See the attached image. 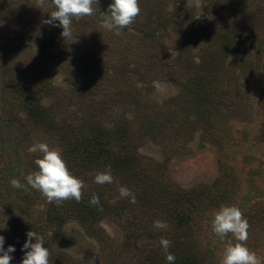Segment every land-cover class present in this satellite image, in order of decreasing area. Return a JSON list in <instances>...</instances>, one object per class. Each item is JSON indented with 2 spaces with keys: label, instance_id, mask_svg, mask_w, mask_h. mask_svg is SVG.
<instances>
[{
  "label": "rangeland",
  "instance_id": "374dc122",
  "mask_svg": "<svg viewBox=\"0 0 264 264\" xmlns=\"http://www.w3.org/2000/svg\"><path fill=\"white\" fill-rule=\"evenodd\" d=\"M110 3L112 0H95L93 14L79 20L73 18L72 36L64 40L61 27L42 23L55 10L52 0H44L43 6L39 0H0V182L9 185L12 197L19 203L25 188H13L10 181L15 178L26 186L24 178L29 169L31 173L38 170L33 159L42 156L29 148L37 142H46L63 156L59 127L63 114L67 113L65 96L71 97L82 86L83 92L100 89L103 93L111 92L118 97L113 106L112 99L106 102L102 99L103 94L96 99L108 104H104L107 110L104 119L108 122L126 119L132 126H140L141 131L147 118L157 113L171 118L166 137L143 136L139 160L144 168L128 176L152 182L159 173L150 174V169L163 164L159 175L171 188L206 191L211 202L204 206L205 213L197 220L196 239L187 241L203 254L200 264H220L227 240L232 239L230 234L222 239L212 228L214 213L222 205L241 209L250 226L246 246L264 264V8L259 7H264V0H139L140 14L119 34L111 26L107 12ZM243 14L251 19L262 17L254 22L255 30L251 21L242 19ZM230 18L239 25L237 45L247 46L250 53L240 60L234 49H228L230 45L224 43L221 47L212 34H207L210 21L226 25ZM146 25L151 28L150 34L141 39L138 30H146ZM179 50L181 60L188 57L189 61L182 64L191 67V73L210 76L209 65L213 60L217 64L213 80L219 84L209 83L208 87L215 91L209 89L204 93L215 100L209 104L210 108L205 106V111L197 112L188 89L175 82L181 76L186 77L178 72L181 67L178 62L172 65ZM205 50L218 56L207 53L202 58ZM98 66L102 70L100 76L90 71V67ZM31 75L35 82L30 83L28 91L39 92L36 101L40 100L41 106L50 112L51 122L56 125H52L54 134L50 132L52 129L49 133L31 132L27 112H16L19 103L10 113L7 100L19 102L24 90L19 81L12 80L22 77L25 81L24 77ZM86 100L89 99H82ZM73 101L79 100L75 97ZM145 108L150 109L148 114L143 112ZM204 112L209 123L203 120ZM161 120L167 125L168 118L163 116ZM132 162L137 170L138 162ZM107 169L99 164L88 167L85 172L88 184L118 198L119 188L124 186L119 182L120 176L113 175L114 181L104 185L94 182L95 174ZM34 195L37 199H33L30 212L21 215L23 221L16 219L12 224L13 219L6 220L10 217L6 215L2 230L9 237L21 225L24 234L32 219L30 226L44 223L50 203L40 192ZM24 204L21 201L19 205ZM139 220L145 225L144 219ZM171 221L160 215L149 219L153 227L167 230L173 226ZM44 225L40 232L44 246L54 253H64L72 261L67 264H134L133 257L141 254L132 252V257L123 250L121 243L128 241L134 251L138 247L132 237L128 238L120 219L105 218L95 228L96 236L90 235L76 219L61 227ZM137 242L144 247L147 238L140 237ZM23 256L22 252L15 253L11 264H21Z\"/></svg>",
  "mask_w": 264,
  "mask_h": 264
},
{
  "label": "trees",
  "instance_id": "16d2710c",
  "mask_svg": "<svg viewBox=\"0 0 264 264\" xmlns=\"http://www.w3.org/2000/svg\"><path fill=\"white\" fill-rule=\"evenodd\" d=\"M259 7L262 9L264 8L262 5ZM257 11L259 10L257 9ZM260 18L262 17L253 16L251 19L249 15L245 14L242 16L243 20L248 22L251 21L253 26L255 21H260ZM216 22L217 21L213 20L210 21L208 26L210 25L211 28L208 29L209 31L207 34H212L213 38L221 44V47H223L224 43L226 46L230 45L228 49H234V53L237 56L235 57L238 60H240L239 58H244L247 53L250 54L247 46L239 48L237 45V43H240V29L237 21H233L230 18L226 25L221 23L217 25ZM252 29L255 30V26L252 27ZM150 31L151 28L147 26L146 30H138L137 36L141 39H146V36L150 34ZM195 37L197 38L198 36ZM43 45L45 46V44ZM207 53L215 54L211 51L205 50L203 53L204 55L202 54V58L206 57ZM181 54L182 51L179 50V55L172 61V65H174L175 62H178V65H181V67L179 66L178 68V72L180 71L181 75H186V77L183 79L181 76L179 78L181 80H176L175 82L180 83L188 89L189 94L192 95L190 101H192V105L197 109V112L205 111V106L207 105V107L210 108L209 104L215 100V98L210 99V96L204 93L210 91L209 89H212L213 92L215 91L214 88L208 87L209 83L216 85L219 84L218 81L215 82L213 80L217 64L214 63L213 60L209 65V71L212 72L210 76L199 72L191 73L189 72L191 67L185 68L182 64L187 60L189 61L188 57L184 58L185 60L183 61L181 60ZM216 55L218 56V54H215L214 56ZM90 71L93 74L97 73V75H101L102 70L100 66H98L90 67ZM171 77L174 80L172 75ZM24 78L25 81L22 77H17L12 80L19 81L24 90H22L23 92L21 93L19 102H13V99H11V101L7 100L11 105L10 113L13 114L14 105L19 103L20 108L16 112L17 114L21 110L27 112L33 128V130L31 129V132L41 133V130L42 132L46 130L49 133V129H52L50 132L54 134L50 112L45 107L41 106L40 100L38 102L36 101V95L39 92L32 90L30 93L28 91V87L35 82L33 75ZM27 81L28 83L26 84ZM5 82L7 87L8 81ZM22 82L25 83L22 84ZM6 87L4 98H6ZM83 91L84 88L82 86L80 90L73 91L75 95L71 93V97L68 95L65 96L64 102H66L67 113L63 114L62 123L59 127V137L60 142L63 144L64 160L67 162V166L71 173L82 179L85 183L83 198L79 203L75 200H67L62 202L60 206H57L55 202L50 203L48 208H46V214L42 222L47 223L48 225H57L61 227L69 220L76 219L83 224L90 235L96 236L97 233L95 228H98L99 223L105 218L112 217L115 220L120 219L128 238L132 237L134 240V246L138 247L137 251H134L132 249L133 245H131V241L127 240V244L121 243L124 247L123 250L129 251L131 256L133 253H141L135 257L132 256L134 264H167L165 258L166 254L160 244L161 237L167 238L171 241V246L168 251L175 255V264H200V260L203 259V254L197 250V247L194 246L193 248L187 241L191 238L196 239L197 220L201 217V214L205 213L204 206H207L208 203L211 202L206 191L193 188L187 190L182 188H171L167 182H162L161 175H159L161 174L159 171L165 166L163 164H161V166L158 164L155 170L150 169V174H153L152 172L159 173H157V176H154L152 182H148V180L143 178L139 181L135 177L131 179L128 176L134 172L140 173L141 169L144 168L141 165V160H139V149L143 143V141H141L143 136L149 135L153 138L166 137L168 125L172 123L171 118L166 114L157 113L155 116L147 118V122H144L141 126V131L140 126H132L131 123L126 122V119L112 120L111 122H108L104 119V115H106L107 111L106 105L104 104H107L105 103L106 99H112L110 103H113V106L115 102L118 101L117 95L112 94L111 92L103 93L101 89L99 91H90V93ZM100 94H103L104 98L102 99L105 102H98L102 99L96 100ZM75 97L79 101H73L75 100ZM85 97L89 100L82 101ZM208 99H210L209 102ZM216 103L219 102L217 101ZM145 109L146 110H143L144 113L147 111V108ZM149 111H147V114ZM139 115L140 117L142 116L141 112H139ZM163 116L168 118L166 122L167 125L161 120ZM202 117L205 123L210 122L207 113L202 115ZM109 123L112 124L109 125ZM35 137L37 140V136ZM35 159L36 158L33 160L35 161ZM133 160L138 162L137 166L139 168L137 170L133 167ZM96 164L106 166L111 169L112 175L120 176V184H123L130 189L135 195L136 202L131 203L130 198H122L121 196L118 198L112 197V193H107L106 190L102 191L99 187H92L90 183L88 184L85 172H87L88 167ZM31 171L32 169H29L28 174H31ZM25 180L26 179L24 178V181ZM224 190L227 189L225 188ZM35 193H37V190L26 185L18 203V201L14 200L12 197L9 185H4L2 181L0 182V235L5 237V249H7L9 245L15 246L16 251L11 255H14L17 252H22L24 254L22 246L27 239V231L33 230L40 235L43 227H46L44 223L40 226H30L32 219L27 226L25 223L27 228L24 234L22 232L24 230L21 228L22 225L20 230L18 232L15 231L13 236L10 237L2 230L3 226L5 227L3 224H5V218L7 216L10 217H7L6 220L9 218L13 219L12 224H14L16 219H19L20 222L23 221L21 215L24 216L26 213L30 212V206L33 204V199H37L34 195ZM94 193L98 195L100 201L99 205L96 206L89 203ZM21 201H24L26 206L25 204L24 206L19 205ZM154 215H160L162 219H171V222L173 223L172 228L167 230L165 228L153 227V225L150 224L149 219H153ZM140 218L144 219L145 225L139 220ZM36 220L40 221L37 218ZM194 232H196V234ZM140 237L147 238V243L144 247L139 246L137 242ZM49 251V264H67L68 261L69 263L72 262L67 259L68 257L65 256L64 253H54L50 248ZM130 260H132V258Z\"/></svg>",
  "mask_w": 264,
  "mask_h": 264
},
{
  "label": "clouds",
  "instance_id": "9594fccd",
  "mask_svg": "<svg viewBox=\"0 0 264 264\" xmlns=\"http://www.w3.org/2000/svg\"><path fill=\"white\" fill-rule=\"evenodd\" d=\"M95 0H52L54 6L46 19L42 23L61 27V36L68 40L72 36V20H79L83 17L91 16L94 12L93 4ZM44 0H39V5L43 6ZM37 8H40L36 6ZM139 0H112L108 6L109 19L111 26L119 30L133 24L140 14ZM32 153L39 152L41 157L35 159L34 163L38 170L27 175V185L37 190L49 203L55 202L60 206L67 200L81 202L85 183L82 179L71 173L61 153L54 148H50L46 142H37L29 148ZM114 177L111 169L95 174L94 182L99 185L112 183ZM13 188L23 189L25 185L18 179L10 181ZM122 198H130L131 203H135V195L126 186L119 188ZM89 203L93 206L99 205V197L95 193ZM249 224L244 218L240 208L234 205H222L215 211L212 228L213 231L222 239L231 235L228 239L220 264H262L256 253L251 251L246 242L249 237ZM27 239L22 246L24 252L21 264H49L50 251L44 246L43 237L35 231L29 230ZM233 240L235 242H233ZM5 237L0 235V264H11L12 253L16 251L14 245L4 247ZM161 247L166 254L167 264H175V255L169 252L171 241L161 237Z\"/></svg>",
  "mask_w": 264,
  "mask_h": 264
}]
</instances>
